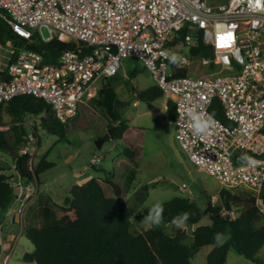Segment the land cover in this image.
Returning <instances> with one entry per match:
<instances>
[{
    "label": "built area",
    "instance_id": "1",
    "mask_svg": "<svg viewBox=\"0 0 264 264\" xmlns=\"http://www.w3.org/2000/svg\"><path fill=\"white\" fill-rule=\"evenodd\" d=\"M0 17L24 39L0 40V104L33 95L66 123L80 104L98 95L99 81L116 75L123 58L134 57L153 76L166 102L173 103L175 117L169 121L189 160L225 189L260 192L264 0H0ZM55 37L73 43L56 61L26 47ZM200 42L211 47L213 58L190 53ZM182 46L188 48L187 55L180 52ZM170 54L179 58L176 64ZM197 59L221 72L188 74ZM216 101L225 121L211 110ZM201 115L211 120L205 133L196 134L193 119ZM25 138L18 154L29 153L32 166L38 138L33 130ZM98 161L102 158L92 159ZM3 172L22 215L37 188L22 180L14 159ZM256 202L264 207L259 196ZM220 211L230 219L239 213L237 207L223 205Z\"/></svg>",
    "mask_w": 264,
    "mask_h": 264
},
{
    "label": "trees",
    "instance_id": "2",
    "mask_svg": "<svg viewBox=\"0 0 264 264\" xmlns=\"http://www.w3.org/2000/svg\"><path fill=\"white\" fill-rule=\"evenodd\" d=\"M179 34L183 36L184 30L179 31ZM5 39L24 41L14 33L7 21L0 17V40ZM35 46L47 61H56L61 52L72 47L73 43L55 37L47 42L39 41ZM190 53L208 58H213L214 54L210 46L201 42L192 47ZM185 72L182 71V74ZM134 73L135 71L131 74ZM110 78H106V83L99 89L96 102L112 120L108 127H112L111 135L106 132L102 136L106 140L119 141L129 127V121L114 110L118 99L115 89L109 85ZM161 96L162 91L156 85L138 94L142 101H154ZM215 104L211 110L225 121L217 101ZM3 108L17 120V124L12 125L15 135L13 142L8 139L6 131L0 129V149L12 156L16 171L22 180L35 186L34 182L40 183V175L53 168L56 163L48 160L47 154H43L36 163L32 162L31 166L32 156L29 153L18 154L28 135L22 125L23 119L27 115L40 116L39 125L36 126L34 122L32 124L33 134L38 138V147L39 127L63 138L66 133L65 122L55 115L44 99L29 94L15 96L0 104V112ZM166 113L171 118L175 117L171 101L167 103ZM1 122L0 114V124ZM134 154V149L124 145L122 155L132 160ZM9 168L0 163L1 209L7 208L15 195L7 180L8 175L3 172ZM100 171L103 173L100 179L91 177L85 182L71 185L61 204L53 202L54 207L46 205L42 208V225L27 227L25 231L34 247L23 254L24 260L34 261L35 264H192L193 256L201 247L212 245L206 257V264H226L230 247L250 259L253 264H264V260L257 256L259 249L264 245V221L256 226V223L264 218L256 202L259 196L264 205V185L259 193L244 187L241 188L242 192L240 190L237 194L232 193L230 189H221L219 194L222 203L219 205L213 204L209 197L204 207L196 200L184 196H175L162 202V223H172L174 217L184 212L190 214L185 223L194 226V229L193 239L187 244L177 235L170 233L162 223L158 226L151 224L143 231L132 230V217L136 211L134 206L130 205L124 189L113 179V172L104 168ZM130 179L131 177L128 181ZM105 187L109 189V193ZM222 205L227 208L237 207V217L230 219L222 215ZM204 218H207L208 222L202 223ZM216 233H223L227 237L226 242L217 245L214 240Z\"/></svg>",
    "mask_w": 264,
    "mask_h": 264
},
{
    "label": "rangeland",
    "instance_id": "3",
    "mask_svg": "<svg viewBox=\"0 0 264 264\" xmlns=\"http://www.w3.org/2000/svg\"><path fill=\"white\" fill-rule=\"evenodd\" d=\"M180 52L187 55L188 48L182 46ZM190 69L188 73L190 75L221 72L212 64H204L201 59L194 61ZM134 71L135 73L131 74ZM105 83L106 80H101L97 83V87ZM109 85L115 89L117 94L118 100L115 102L114 110L121 113L123 119H128L133 127H142V129L134 128L133 131L128 132L125 144L135 152L137 151L135 154L138 160L130 162L127 157H123L121 151L124 149L125 140L107 139L100 149L97 148L96 140L109 132L108 127L112 124V120L96 102L98 96L85 100L79 105L77 115L65 123V137L60 138L39 127L40 145L34 150L35 152L33 151L32 162L36 163L41 155L47 154L46 158L54 161L56 165L40 175L38 196L35 197V193L33 195L35 201L39 200L40 204L53 206L45 198L46 196H52L54 200L61 202L66 194L67 186L85 182L91 177H101L103 174L100 169L104 168L113 172V177L125 191L126 199L136 210L132 217L131 227L135 231L148 228L150 224L143 221L154 204L170 200L175 196L194 199L202 207L206 204L207 197L215 205L222 203L219 193L225 187H221L215 177L204 173L192 163L175 138L176 126L167 122L164 109L165 97L161 96L154 101H142L138 97L140 91L155 85L153 76L142 62L134 57L123 58L117 74L109 79ZM0 114L2 118L0 129L6 131L8 139L13 142L15 135L12 125L17 124V120H14L4 108ZM39 119L40 116L27 115L24 117L22 125L27 134L33 130L32 121L38 126ZM132 133L135 134L132 135ZM136 147L139 148L140 154ZM95 157L102 158V161L92 163ZM0 163L6 167H10L13 163L12 156L1 149ZM129 177L131 179L128 181ZM105 188L109 193V189ZM134 189L141 194V198L137 199L132 196ZM240 190L241 188L230 189L236 194ZM14 206L16 208L15 204ZM260 210L264 214V207ZM263 221L264 218H261L256 226ZM205 222H208L207 218L202 220V223ZM162 224L184 243H191L194 226L186 223L180 227L172 223ZM28 243L26 250H33L31 240ZM20 248L12 252L8 264H35L34 261H26L22 258ZM211 248L212 245L201 247L193 256L192 264H206V257ZM257 256L264 260V245L259 249ZM226 264H253V262L230 247Z\"/></svg>",
    "mask_w": 264,
    "mask_h": 264
},
{
    "label": "crops",
    "instance_id": "4",
    "mask_svg": "<svg viewBox=\"0 0 264 264\" xmlns=\"http://www.w3.org/2000/svg\"><path fill=\"white\" fill-rule=\"evenodd\" d=\"M166 104H167V102L165 100V102H164L165 113H166V108H167ZM157 113H159V111H157ZM169 118H170V116L167 114V122H170ZM126 120H128V119H126ZM134 128L135 129H142V127H133V125H130V121H129V127L126 129V131L123 134L122 139L119 141L125 140V142H124V145H125L126 140H127V136L129 135L128 132L133 131ZM133 134H135V133H132V135ZM136 149L138 150L139 148L136 147ZM138 154H140L139 150H138ZM123 157H124V155H123ZM134 158H133L134 160L132 159V160H130V162L138 160V158H136V154H134ZM120 160L122 161L123 159L121 158ZM126 169H127V167H126ZM107 171H109V170H107ZM129 172H131V170ZM97 178L100 179L99 177H97ZM113 179L117 182L116 178L113 177ZM39 185H40V183L38 184L37 182H35V188H37V194L35 195V197L38 196V191H39L38 186ZM70 187H71V185L67 186L66 192L68 191V189ZM41 196L42 195H40V197ZM132 196L134 198H137V199H139V197L140 198L142 197L141 194L136 189H134ZM35 197H33L30 200L28 207L25 209V211L23 212L22 215L18 214V212L16 211L15 206H14V204L16 205V202L14 200H12L10 202V204L8 205L7 208H5V209L0 208V225H1V227H0V264H8L9 258L11 256L12 252L18 247H21L20 253H21L22 258H23V254L25 252L29 251V250H26V247L28 246V244H29L28 241H30V240L26 236L25 231H26L27 227L42 225L43 216H44L42 213V208L44 206H46V204H40L39 200L35 201ZM45 198H47L48 201H50L51 203L54 202L57 204H61L63 202V199L61 202H58V201L54 200V198H52V196H49V195L46 196ZM149 226H151V224Z\"/></svg>",
    "mask_w": 264,
    "mask_h": 264
},
{
    "label": "clouds",
    "instance_id": "5",
    "mask_svg": "<svg viewBox=\"0 0 264 264\" xmlns=\"http://www.w3.org/2000/svg\"><path fill=\"white\" fill-rule=\"evenodd\" d=\"M168 58L171 63L176 64L178 62V57L175 54L168 55ZM211 117L205 118L204 116H197L193 119V131L196 134L205 133L209 127V121ZM163 213L164 207L162 203H156L152 206V208L147 212L144 217V223L152 224V225H160L163 222ZM189 213L184 212L179 214L177 217H174L172 223L175 224L177 227L185 224V222L189 218ZM227 237L224 236L223 233H216L214 235V240L217 245H222L226 242Z\"/></svg>",
    "mask_w": 264,
    "mask_h": 264
},
{
    "label": "water",
    "instance_id": "6",
    "mask_svg": "<svg viewBox=\"0 0 264 264\" xmlns=\"http://www.w3.org/2000/svg\"><path fill=\"white\" fill-rule=\"evenodd\" d=\"M26 47L27 48H30V49H36V46L31 44V43H27L26 44ZM111 132H112V127L109 129V132L108 134L111 135ZM105 137H99L97 140H96V146L98 149H100L102 147V143L105 141Z\"/></svg>",
    "mask_w": 264,
    "mask_h": 264
}]
</instances>
